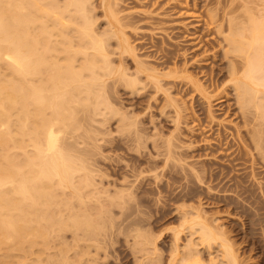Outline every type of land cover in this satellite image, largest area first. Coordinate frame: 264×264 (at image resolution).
I'll use <instances>...</instances> for the list:
<instances>
[{
    "label": "rangeland",
    "instance_id": "rangeland-1",
    "mask_svg": "<svg viewBox=\"0 0 264 264\" xmlns=\"http://www.w3.org/2000/svg\"><path fill=\"white\" fill-rule=\"evenodd\" d=\"M52 1L43 0L47 6ZM101 1L91 0L88 14L104 32L109 27ZM66 2L52 3L57 8ZM116 9L136 22L137 28L126 32L137 60L125 55L123 62L135 84L114 85L109 79L106 96L83 95L75 106L79 122L67 127L77 164L92 175L84 203L69 193L68 198L90 229L60 228L61 215L67 218L70 211L58 206L49 241H25L23 249L13 240L2 242L0 264H212L211 259L222 264L218 241L207 247L194 233V206L209 220L216 218L213 224L223 228L238 264H264V140L253 144L255 134L264 135V87L256 86L261 90L247 100L239 89L248 71L246 58L255 52L251 28L264 25V0H117ZM73 28L78 25L70 24ZM112 42L108 49L115 51ZM62 47L54 52L58 62L73 59L79 69L84 60L79 47ZM117 57L112 55L113 67L120 65ZM138 61L160 75V88L147 74L137 75ZM262 76L264 70L255 74ZM169 147L181 161L167 160ZM230 153L244 156L233 162L239 164L235 169ZM0 154H5L1 148ZM207 160L217 161L210 168L220 177L221 169L229 171L220 182L225 184L220 199L207 197L206 185L194 186L192 166ZM241 176L246 191L236 189Z\"/></svg>",
    "mask_w": 264,
    "mask_h": 264
},
{
    "label": "bare ground",
    "instance_id": "bare-ground-1",
    "mask_svg": "<svg viewBox=\"0 0 264 264\" xmlns=\"http://www.w3.org/2000/svg\"><path fill=\"white\" fill-rule=\"evenodd\" d=\"M52 2L47 6L43 0H36V4L26 0H0V69L4 68V72L0 71V148L5 151V154H0V245L13 240L16 248L25 241L31 244L40 239L48 240L49 232L56 225L54 213L59 207L70 211L67 218L61 215L58 224L60 228L73 226L90 229L87 217L80 211L73 212L72 202L68 198L69 193L77 197L80 203H84V191L90 192L92 175L85 164H77L75 151L70 149L72 141H68V135L72 134L67 127L77 126L76 122L79 120L75 118V106L83 95L89 98L92 94L99 96V93L104 92V96L109 79L114 85L121 81L135 84L134 79H127L130 75L123 65L127 59L125 55L137 60L135 47L126 32L128 27L133 30L137 28L132 14L119 15L117 0H102L100 5L109 28L99 32L93 17L88 14L91 0H67L64 6L59 5L57 8ZM70 24H77L78 28L71 30ZM251 31L255 52L254 56L248 55L246 58L248 71L244 74L243 85L239 87L245 100L248 96L256 97L261 85V88L264 87V76L255 77L257 72L264 70V25L253 26ZM53 38L59 42L58 46L63 44L64 51H72L76 45L79 47V53L84 58L79 69L72 65L76 60H70L73 63L66 61V64L60 60L58 62V57L54 55L58 46L53 43ZM111 40L118 47L115 51L108 49ZM237 46L240 50L244 49L241 42ZM75 53L78 52L74 51ZM116 53L120 65L113 67L115 59L113 60L112 55ZM136 69L137 75L147 74L155 82L157 89L160 88L159 74H151L149 68L140 61ZM234 69L237 68L234 66L232 70L235 71ZM164 76L170 77L167 74ZM258 85L260 87L257 88ZM179 120L178 113L177 122ZM260 135L262 134L259 132L258 137L254 135L256 142H252L253 144L264 140V135ZM249 137H252L251 141L254 140L253 136ZM218 142L222 144L221 138ZM12 149L17 151L11 153ZM177 155L180 156L171 147L168 148L167 160L170 157L177 158ZM227 156L232 155L230 153ZM242 156L234 155L231 163L243 159ZM214 162L217 161L207 160L199 166H192L196 179L194 186L195 183L203 188L206 185V196L220 199L223 195L219 193L225 187L220 182H224L223 179L229 172L227 169L239 164L226 166L227 171L221 169L223 176L220 177L218 172L215 173L210 168ZM172 171L174 173V169ZM255 174L253 172V178ZM234 178L230 176L228 180ZM214 180H218L216 185H212ZM245 182L246 179L242 177V182L236 183V189L248 190V186L243 185ZM261 188L264 190L263 186ZM53 205L56 207L52 208ZM201 208L194 206V219H190L194 221V233L199 234L201 243H207V247L218 241L222 248V264H238L232 244L224 237L223 228L215 226L219 225L216 222L213 224L216 218L209 220L210 217L204 216ZM177 236L179 233L175 235L176 238ZM211 262L215 264V260L211 259Z\"/></svg>",
    "mask_w": 264,
    "mask_h": 264
}]
</instances>
